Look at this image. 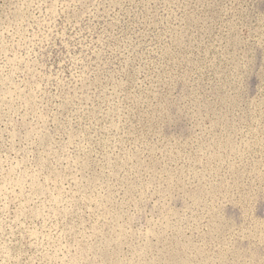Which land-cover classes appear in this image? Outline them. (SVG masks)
<instances>
[{
  "label": "rangeland",
  "instance_id": "obj_1",
  "mask_svg": "<svg viewBox=\"0 0 264 264\" xmlns=\"http://www.w3.org/2000/svg\"><path fill=\"white\" fill-rule=\"evenodd\" d=\"M0 264H264V0H0Z\"/></svg>",
  "mask_w": 264,
  "mask_h": 264
}]
</instances>
